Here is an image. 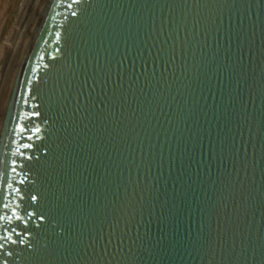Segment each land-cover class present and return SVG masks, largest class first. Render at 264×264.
<instances>
[{
	"label": "water",
	"instance_id": "water-1",
	"mask_svg": "<svg viewBox=\"0 0 264 264\" xmlns=\"http://www.w3.org/2000/svg\"><path fill=\"white\" fill-rule=\"evenodd\" d=\"M0 264H264V0H39L0 101Z\"/></svg>",
	"mask_w": 264,
	"mask_h": 264
},
{
	"label": "bare ground",
	"instance_id": "bare-ground-1",
	"mask_svg": "<svg viewBox=\"0 0 264 264\" xmlns=\"http://www.w3.org/2000/svg\"><path fill=\"white\" fill-rule=\"evenodd\" d=\"M39 0H23L17 17L0 46V101L4 84L9 73L16 49L24 29L37 5Z\"/></svg>",
	"mask_w": 264,
	"mask_h": 264
},
{
	"label": "rangeland",
	"instance_id": "rangeland-1",
	"mask_svg": "<svg viewBox=\"0 0 264 264\" xmlns=\"http://www.w3.org/2000/svg\"><path fill=\"white\" fill-rule=\"evenodd\" d=\"M23 0H0V46L8 35Z\"/></svg>",
	"mask_w": 264,
	"mask_h": 264
}]
</instances>
